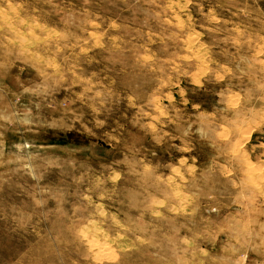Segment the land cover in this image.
Instances as JSON below:
<instances>
[{
  "label": "rangeland",
  "instance_id": "1",
  "mask_svg": "<svg viewBox=\"0 0 264 264\" xmlns=\"http://www.w3.org/2000/svg\"><path fill=\"white\" fill-rule=\"evenodd\" d=\"M0 264H264V0H0Z\"/></svg>",
  "mask_w": 264,
  "mask_h": 264
},
{
  "label": "bare ground",
  "instance_id": "2",
  "mask_svg": "<svg viewBox=\"0 0 264 264\" xmlns=\"http://www.w3.org/2000/svg\"><path fill=\"white\" fill-rule=\"evenodd\" d=\"M105 251V250H104Z\"/></svg>",
  "mask_w": 264,
  "mask_h": 264
}]
</instances>
